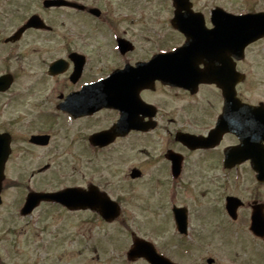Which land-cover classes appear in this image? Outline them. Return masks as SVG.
<instances>
[{"label": "flooded vegetation", "instance_id": "obj_1", "mask_svg": "<svg viewBox=\"0 0 264 264\" xmlns=\"http://www.w3.org/2000/svg\"><path fill=\"white\" fill-rule=\"evenodd\" d=\"M207 2L0 0V209L9 185L27 182L22 200L74 188L88 209L41 202L26 218L87 214L104 231L83 243L105 264H264V93L251 95L264 53L224 44L233 15L264 11ZM185 43L219 86L155 78L169 59L138 71ZM17 149L35 165L26 181L8 172ZM40 223L62 242V225Z\"/></svg>", "mask_w": 264, "mask_h": 264}, {"label": "rangeland", "instance_id": "obj_2", "mask_svg": "<svg viewBox=\"0 0 264 264\" xmlns=\"http://www.w3.org/2000/svg\"><path fill=\"white\" fill-rule=\"evenodd\" d=\"M196 8L205 6L209 2H228L231 6L238 10H250L252 7H256L258 10L264 11V0H195ZM254 5V6H251ZM254 7V8H255ZM82 22V21H80ZM176 37V36H175ZM35 40L34 37H32ZM50 44V43H49ZM41 45V44H40ZM39 43L35 46L40 47ZM42 46V45H41ZM51 51L58 49L57 41L51 44ZM246 53H264V39L255 42L251 45ZM248 71V69H247ZM249 75L252 72L248 71ZM250 81V80H249ZM248 81V83H249ZM263 82H260L251 93L252 96H260L264 93ZM245 84L240 86L239 90L241 93L246 92ZM250 91V92H251ZM244 94V93H243ZM16 151L15 167L10 168L8 172L12 173L14 171L18 178H22L23 181L29 178V175L34 169L35 165L31 164L30 158L32 155H27L23 151ZM21 151V150H20ZM22 156V157H21ZM21 157V159H19ZM19 159V160H18ZM42 176V175H41ZM39 176L36 178L32 184H47L45 178ZM147 185V182L144 183ZM25 184L18 183L16 186H10L5 196V201L0 209V264H105L103 256H100L98 261L91 260L96 252L88 247L90 242H85L84 238L89 237L90 239L97 237L104 231L100 226L96 225L94 221L88 220V216L85 213H80L78 216H58L50 213L51 208L41 207L35 212L33 218L27 219L19 214L20 208L22 207V195L26 192ZM21 201V203H20ZM47 211V215L42 212ZM143 213V212H142ZM148 213L145 212V214ZM135 214V213H134ZM139 215V214H135ZM150 220V214L148 215ZM87 221V223H85ZM93 223L89 224L88 223ZM58 222V226L62 225L63 230L60 231L62 242L57 245L50 244V235L46 236V240H41V232L39 227L41 223ZM85 223L86 225H84ZM79 225V229L76 227ZM89 228L87 229V227ZM37 230V232H36ZM38 234L41 235L40 238ZM45 237V233L43 234ZM98 254H100V247L96 246ZM93 256V257H92Z\"/></svg>", "mask_w": 264, "mask_h": 264}, {"label": "water", "instance_id": "obj_3", "mask_svg": "<svg viewBox=\"0 0 264 264\" xmlns=\"http://www.w3.org/2000/svg\"><path fill=\"white\" fill-rule=\"evenodd\" d=\"M260 16H241L236 18V20L234 21V27H237L238 29V33L235 36L234 39H236V45L233 49V54L234 53H242L244 47L256 40L257 38H259L260 36H262L264 34V19H259ZM256 18V21L255 19ZM260 22H259V21ZM190 45L189 43H186V45L181 48V53L183 52H188L190 50ZM177 52V53H179ZM197 54H199L200 52H196ZM235 55V54H234ZM201 56V55H200ZM194 62H191V67L195 69L196 64H198L200 61V57L194 55ZM218 82V81H217ZM224 92L225 95H227L229 92L232 91V88L230 87H224ZM2 149H4L3 146H1ZM6 156V152H3L1 150L0 152V172H1V168H2V164H3V160ZM1 178V177H0ZM72 193L74 192H63V193H59V194H55V195H40V194H32L30 195L25 203V206L22 210L23 214H26L27 212H29L33 206H35L37 204V202L41 199H47V200H55L57 202H61L67 205H70L71 207H85V206H90V202L88 200H82L81 198L78 200H75L72 197Z\"/></svg>", "mask_w": 264, "mask_h": 264}]
</instances>
